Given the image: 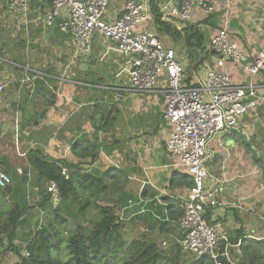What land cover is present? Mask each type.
Instances as JSON below:
<instances>
[{
    "label": "crops",
    "instance_id": "0c3cea01",
    "mask_svg": "<svg viewBox=\"0 0 264 264\" xmlns=\"http://www.w3.org/2000/svg\"><path fill=\"white\" fill-rule=\"evenodd\" d=\"M50 1L30 2L28 19L19 21L30 30L28 27L21 39L30 44L45 41L51 52L67 55L64 69L59 66V61H50L46 67L29 66L10 58V53L0 51V82L6 83L0 93V170L11 176L10 185L26 186L31 202L27 214L35 210V215H42L45 213L42 204L33 203L42 200L29 160L33 150L43 148L55 159L61 156L67 162H83L81 168L96 173L112 170L109 158H113L118 162L114 167H118L119 176L116 172L115 178L108 175L107 183L111 190L99 204L109 203L102 201L106 198L117 202L126 200L118 204L117 214L126 223L129 236L136 238L146 234L161 246L167 244L163 248H174L183 236L179 217L188 200L193 179L182 166L176 165L178 160L166 149L170 126L164 118V97L159 92L130 93L115 101V91L103 86H118L126 82V75L117 77L124 59L96 38L93 55L77 60L71 36L57 30V26L49 29L42 23ZM211 2L216 6V12L211 14L208 22L203 21L209 15L199 10L190 23L174 25L182 33L187 25L199 26L207 36V47L227 22L231 40L246 49L252 60L263 45L264 0ZM124 4L125 0H110V11L114 17L122 15ZM0 6L1 19L4 13L11 11L7 8L8 0H0ZM161 37L167 46L176 49L173 40L168 36ZM180 44L186 52V62L193 68L208 57L204 49L203 55L199 50L200 59L193 60L192 53L197 50L193 48L191 51L183 41ZM36 49L37 52L34 48L30 52L39 58L38 53H43V50L39 46ZM21 50L24 53V49ZM225 68L229 70L230 64L227 63ZM231 73L236 83L250 78L245 69H233ZM64 76L71 80L65 82ZM255 81L260 92L264 93V69L255 76ZM103 114H108L109 127L107 131L99 130L98 137L99 141L107 140L109 148H102L99 158L93 163H89L90 158L75 157L74 145L90 149L88 141L95 138L97 128L105 123L100 121ZM236 129L248 135V140L253 141L264 161V106L259 105L243 115ZM209 149L213 152L207 160L209 173L226 180L221 199L227 206L210 207L205 214L209 222H221L224 227L226 240L219 246L221 252L227 253V257H223L224 262L264 264V168L254 160L251 149L228 138L225 132L216 134ZM74 206L81 207L80 204H71L72 208ZM96 215L92 205L85 211L84 221H90ZM14 243L18 246L23 244L19 241ZM7 252L6 262L16 264L17 255ZM182 258L184 264L199 261L188 254Z\"/></svg>",
    "mask_w": 264,
    "mask_h": 264
},
{
    "label": "built area",
    "instance_id": "2783aa9c",
    "mask_svg": "<svg viewBox=\"0 0 264 264\" xmlns=\"http://www.w3.org/2000/svg\"><path fill=\"white\" fill-rule=\"evenodd\" d=\"M31 1L8 0V5L26 20ZM159 9L161 21L173 24L190 23L199 10L205 15L216 12L211 0H162ZM123 10L122 15L114 17L110 0H51L42 23L49 29L58 26L71 36L77 60L93 55L96 38L124 59L117 77L126 75V82L103 86L115 91V101L130 93L162 94L164 118L170 126L166 149L178 160L176 165L182 166L193 179L179 218L183 231L179 244L185 255L197 260L208 257L213 264H224L227 253L219 250L226 240L224 227L221 222H209L203 214L210 207L227 206L221 199L226 180L211 175L206 165L213 154L209 144L218 132L236 128L243 115L259 105L264 106V93L255 81V76L264 69V37L262 48L251 60L250 53L231 40L225 22L206 47L208 57L199 66L198 63L194 68L191 65V73L186 76L187 56L178 55L161 38L150 0H125ZM227 63L229 70L225 68ZM233 69H245L250 78L236 83ZM62 79L71 80L67 76ZM5 87L6 83L0 82V93ZM64 159L61 156L56 159L62 167ZM109 165L117 166L118 162L109 158ZM63 173L67 175L66 167ZM11 182V176L0 170V187ZM46 187L52 194L54 208L61 202L59 186L52 180ZM23 254L29 255L27 251Z\"/></svg>",
    "mask_w": 264,
    "mask_h": 264
},
{
    "label": "trees",
    "instance_id": "16d2710c",
    "mask_svg": "<svg viewBox=\"0 0 264 264\" xmlns=\"http://www.w3.org/2000/svg\"><path fill=\"white\" fill-rule=\"evenodd\" d=\"M161 1L150 0L160 36H168L176 44L183 41L191 51L195 48L201 50L203 55L207 39L205 32L197 25H187L182 33L173 23L161 21ZM209 16L204 23L211 19ZM57 30H60L58 26ZM25 44L21 42L20 46L24 48ZM48 97L51 98L49 94ZM52 100L54 102L53 96ZM100 121L105 123L97 128L95 138L88 141L90 149L74 145L72 151L75 157L90 158L89 163H93L99 158L102 148H109L107 140L103 138L99 141L98 137L99 130L107 131L109 127L108 114H103ZM29 160L42 193L41 204L47 216L44 223L37 228L26 227L30 201L25 185L0 187V252H14L17 255L16 264H184V253L179 243L174 248H163L146 234L130 238L126 223L117 214L118 204L126 200L122 199L119 203L106 198L102 201L109 203L99 204L101 198L111 190L107 183L108 175L115 178L119 173L118 167L112 166L109 167L112 170L96 173L81 168L83 162L61 160L67 168L66 175L63 173L64 167L46 154L43 148L33 150ZM43 178L56 181L59 186L61 202L54 208L52 194L43 185ZM71 204H80L81 207L72 208ZM92 205L97 215L85 222V211ZM182 214L183 210L180 216ZM21 228L25 230L22 234L25 243L18 246L14 242ZM23 250L29 255H24ZM196 264L212 262L208 257H202Z\"/></svg>",
    "mask_w": 264,
    "mask_h": 264
},
{
    "label": "rangeland",
    "instance_id": "374dc122",
    "mask_svg": "<svg viewBox=\"0 0 264 264\" xmlns=\"http://www.w3.org/2000/svg\"><path fill=\"white\" fill-rule=\"evenodd\" d=\"M3 3H7V2L3 1ZM7 8L10 10L9 5L7 6ZM0 13H1V6H0ZM20 20H21V16H19L18 14H16L13 11L3 14L2 18L0 19V51H3L8 55L10 53V58H13V59L15 58L17 60H20L22 63L29 64V66L35 65L38 67H46L48 62H50V61L55 62V63L57 61H59V62H61V64H59V66H62V68L64 69L65 63L67 62L66 61L67 57H68L67 55H64L61 53L56 54L55 51L54 52L52 51L53 52L52 53L51 50H49V48L47 47V44H45L46 43L45 41H40L36 44H30V43H28L27 40L21 39V35L26 33V29H28L29 26L26 27V25H24L23 23H22L23 25L22 24L20 25V23H19ZM29 30H30V27H29ZM21 42L26 43L24 48L20 47ZM180 45L181 44H179V45L176 44L175 47H176L178 55H183L186 52L183 51V46L182 45L180 46ZM37 46H39V49L43 50V53L42 52L38 53L40 55L39 58H37L36 55L34 56V54H32L33 55L32 56L31 52H30V49H32V48H34V51L37 52V49H36ZM21 49H24V53H23V50H21ZM71 52H72V50H71ZM192 57H193V60L194 59L199 60L200 59L199 51H194L192 53ZM198 68H200V67H198ZM190 73H191V65L187 66L186 76H189ZM206 165H207V163H206ZM29 201H30V199H29ZM38 202L42 203L41 201H37V200H36V202H33V203L36 204ZM30 204H31V202H30ZM30 215L27 216L28 220H27L26 227L32 226L33 228H37L39 226V224L44 223V221L47 218L45 213H43L42 215L41 214L35 215V210H33ZM21 229L22 230L19 231V236L15 237L16 238L15 242L19 241V243H23L20 246H23L25 242H24V236L22 234L25 233V230L23 228H21ZM130 238H131V236H130ZM10 245H12V244H10ZM162 246L166 247L167 244L163 243ZM4 252H2V251L0 252V264H10L9 261L6 262V260H8V256H7L8 252L7 251L5 253ZM23 252H26V251L23 250Z\"/></svg>",
    "mask_w": 264,
    "mask_h": 264
},
{
    "label": "water",
    "instance_id": "95a60500",
    "mask_svg": "<svg viewBox=\"0 0 264 264\" xmlns=\"http://www.w3.org/2000/svg\"><path fill=\"white\" fill-rule=\"evenodd\" d=\"M236 128L226 130L225 135L230 139L232 138L233 140H237V142L244 145L246 148L251 149L254 160L259 164V166L264 168V161L260 156L258 148H256L253 144V141L248 140V135L245 132H240ZM42 183L46 187L48 183L47 178H43ZM203 214L205 215L206 212L204 211Z\"/></svg>",
    "mask_w": 264,
    "mask_h": 264
}]
</instances>
